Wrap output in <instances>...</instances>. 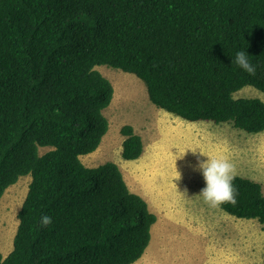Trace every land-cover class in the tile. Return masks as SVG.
<instances>
[{"label":"trees","instance_id":"1","mask_svg":"<svg viewBox=\"0 0 264 264\" xmlns=\"http://www.w3.org/2000/svg\"><path fill=\"white\" fill-rule=\"evenodd\" d=\"M243 49L254 74L232 62ZM97 65L133 73L186 121L264 131V101L233 95L264 93V0H0V198L31 176L0 264H132L149 244L157 217L118 165L80 159L109 128L113 85ZM120 133L122 158L137 159L141 136ZM233 184L236 203L220 208L264 230L261 184Z\"/></svg>","mask_w":264,"mask_h":264},{"label":"rangeland","instance_id":"2","mask_svg":"<svg viewBox=\"0 0 264 264\" xmlns=\"http://www.w3.org/2000/svg\"><path fill=\"white\" fill-rule=\"evenodd\" d=\"M95 69L113 85L111 102L103 110L109 128L99 148L80 159L90 167L115 162L130 190L147 202L157 218L168 222L162 229L159 222L152 225L148 246L132 264H261L263 225L256 218L230 217L220 206L206 203L199 195L205 182L196 163L197 157L207 158L201 152L225 158L234 165L235 175L258 181L264 194V131L254 134L226 123L186 121L151 103L144 83L133 73L107 65ZM233 95L264 101V93L252 86ZM123 125H131L142 138L143 153L136 160L121 156ZM177 149L185 153L176 159ZM30 180V174L19 177L0 198L2 257L12 249L17 213Z\"/></svg>","mask_w":264,"mask_h":264},{"label":"clouds","instance_id":"3","mask_svg":"<svg viewBox=\"0 0 264 264\" xmlns=\"http://www.w3.org/2000/svg\"><path fill=\"white\" fill-rule=\"evenodd\" d=\"M232 62L249 74L255 73V65L251 63L245 49L236 51L235 56L232 57ZM176 152L177 159L183 156L185 150L177 149ZM201 154L207 158L201 159L197 157L196 168L201 172L205 182V186L200 190L199 195L212 207L220 206L225 202L235 204L237 192L233 184V180L235 179L234 165L225 158H214L202 152ZM179 176L175 179H179ZM51 222L52 218L46 214L42 215L39 219L41 227H47Z\"/></svg>","mask_w":264,"mask_h":264},{"label":"crops","instance_id":"4","mask_svg":"<svg viewBox=\"0 0 264 264\" xmlns=\"http://www.w3.org/2000/svg\"><path fill=\"white\" fill-rule=\"evenodd\" d=\"M98 148H99V147H98ZM98 148H97V149H98ZM97 149H96V150H97ZM248 178H250V177H248ZM250 179L254 180L253 178H250ZM226 214H228V213H226ZM228 215H229V214H228ZM229 216H230V215H229ZM232 216H233V215H232ZM232 216H230V217H232ZM252 220H254V219H252ZM157 222H159L158 225L161 227V229L164 228L165 224H168V222H167L163 217L160 218V219L157 218L156 223H157ZM156 223H155V224H156ZM202 247H203V245H202ZM202 247H199V248H202ZM240 247L244 249L243 246L240 245ZM253 247H254V246H253ZM204 249H206V246L204 247ZM210 255L212 256V254H210ZM239 258H240V257H239ZM243 263H244V262H243Z\"/></svg>","mask_w":264,"mask_h":264},{"label":"bare ground","instance_id":"5","mask_svg":"<svg viewBox=\"0 0 264 264\" xmlns=\"http://www.w3.org/2000/svg\"><path fill=\"white\" fill-rule=\"evenodd\" d=\"M112 80V79H111ZM119 80V79H118ZM126 82V81H125ZM216 215V214H215Z\"/></svg>","mask_w":264,"mask_h":264}]
</instances>
